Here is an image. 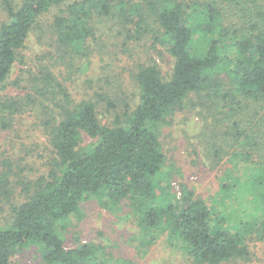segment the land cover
Here are the masks:
<instances>
[{
    "label": "trees",
    "instance_id": "obj_1",
    "mask_svg": "<svg viewBox=\"0 0 264 264\" xmlns=\"http://www.w3.org/2000/svg\"><path fill=\"white\" fill-rule=\"evenodd\" d=\"M67 1L23 0L14 8L10 0H3L7 21L0 25V89L14 64L22 63L19 52L34 20L52 8H59L50 24L58 49L66 55L78 45L80 49L92 37L89 2L98 17L116 15L120 22L133 24L135 40L147 28V34L164 44L173 58L172 72L164 78L154 63L141 67L136 75L139 104L126 114L127 125L116 116L111 126L99 122L95 103L73 104L61 84L43 72L41 90L58 89L65 103L60 107V121H54L46 132L55 167L37 180V190L26 201L12 207L11 227L0 226V264H11L13 252L26 246L39 249L45 264H90L94 250L90 245L65 249L61 237L49 232L47 224L67 219L83 201L101 192L131 195L139 211L147 203L140 229L152 238L159 230L167 232L171 240L181 242L192 264L246 258L247 224L232 227L222 216L213 218L206 202L187 189L177 202L155 193L165 161L157 126L190 94L210 89L206 104H210L208 112L218 116L213 119L219 128L213 137L220 136L227 143L211 149L214 155L224 147L233 149L228 152L229 171L239 173L236 159L247 166L241 180L230 176L220 184L219 192L225 198H234L238 192L248 197L255 215L263 214L264 0H141L134 4L136 14L128 12L131 6L126 0H82L66 5ZM142 5L144 12L139 10ZM132 16L136 22L128 18ZM218 69L228 77L225 89L213 76ZM19 111V102L0 100L2 114ZM5 120L0 122L3 128L8 127ZM82 134L96 141L87 151L79 146ZM240 140L243 143L237 145Z\"/></svg>",
    "mask_w": 264,
    "mask_h": 264
},
{
    "label": "rangeland",
    "instance_id": "obj_2",
    "mask_svg": "<svg viewBox=\"0 0 264 264\" xmlns=\"http://www.w3.org/2000/svg\"><path fill=\"white\" fill-rule=\"evenodd\" d=\"M22 1L10 0L14 8H19ZM81 1L68 0L66 5ZM140 1L126 0L131 6H126L130 14L138 12L134 4ZM58 9L52 8L34 20L33 30L19 52L22 63L14 64L0 89V100L13 99L20 107L14 115L0 112V122L6 118L8 126L0 125V226L4 229L11 227L12 207L26 201L37 190V180L46 177L55 167V155L46 132L54 121L56 124L60 121V107L65 103L58 89L48 88V93L41 90L43 72H49L61 84L73 104L95 103L103 126H111L116 116L124 125L128 124L126 114L139 104L136 75L141 67L154 63L164 78L172 72L173 58L164 44L154 40L153 34H147V28L139 31L141 38L135 40L133 24L120 22L116 15L98 17L94 14L93 2L88 3L92 37L80 49L78 45L66 55L58 49L50 31L52 17ZM139 10L144 12L143 5ZM134 16L128 18L136 22ZM6 21L3 0H0V25ZM213 76L222 83L223 89L228 87V77L222 70H216ZM206 93L212 91L204 89L190 94L157 126L165 161L155 193L177 202L182 197L181 191L187 189L206 202L213 218L222 216L232 227L247 224L248 256L223 264H264V212L255 215L248 197L245 199L238 192L234 198H225L219 192L220 184L230 176L241 180L247 166L236 159L239 173L229 171L231 148L224 147L223 152L214 155L212 145L227 143L220 136L213 137L219 134L213 119L218 116L208 112ZM95 143L82 134L79 146L81 151H87ZM132 203L131 195L101 192L83 201L67 219L48 222L47 230L61 237L65 249L90 245L94 249L90 264H192L181 242L171 240L167 232L159 230L152 238L140 229L147 203L140 211ZM10 262L45 264L35 246L15 250Z\"/></svg>",
    "mask_w": 264,
    "mask_h": 264
}]
</instances>
